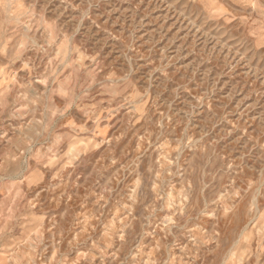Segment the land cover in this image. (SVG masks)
<instances>
[{
  "label": "clouds",
  "instance_id": "9594fccd",
  "mask_svg": "<svg viewBox=\"0 0 264 264\" xmlns=\"http://www.w3.org/2000/svg\"><path fill=\"white\" fill-rule=\"evenodd\" d=\"M101 3L0 0V264H264V0Z\"/></svg>",
  "mask_w": 264,
  "mask_h": 264
},
{
  "label": "rangeland",
  "instance_id": "374dc122",
  "mask_svg": "<svg viewBox=\"0 0 264 264\" xmlns=\"http://www.w3.org/2000/svg\"><path fill=\"white\" fill-rule=\"evenodd\" d=\"M137 0H103V3H101L98 6V9H94V10H99V11H104L108 8H113V9H120L121 11L125 10V9H132L135 4H136ZM145 2L147 3V0H145ZM179 7V5H178ZM150 8H155V11H151V14L148 16V21H152V22H157V18H163L165 15V7L164 5H159L157 6V3H153ZM117 15L119 13H116ZM142 13H138L137 15H140ZM128 15H131V12L128 13ZM115 18V17H113ZM146 21V23L148 22ZM150 26L155 27L157 26V23H153Z\"/></svg>",
  "mask_w": 264,
  "mask_h": 264
}]
</instances>
